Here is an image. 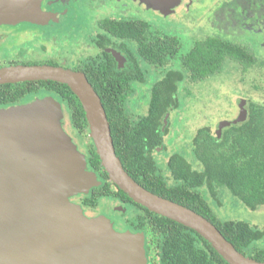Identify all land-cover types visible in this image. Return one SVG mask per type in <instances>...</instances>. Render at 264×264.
Segmentation results:
<instances>
[{
    "label": "water",
    "instance_id": "95a60500",
    "mask_svg": "<svg viewBox=\"0 0 264 264\" xmlns=\"http://www.w3.org/2000/svg\"><path fill=\"white\" fill-rule=\"evenodd\" d=\"M41 1L0 0V23H46L52 14L41 10ZM26 81L69 87L103 171L133 202L195 231L227 264H264L237 251L202 215L145 189L127 173L101 99L83 72L47 64L0 67V85ZM245 104L240 99L238 116L217 124V136L246 119ZM62 116L61 104L50 96L0 109V264H146L143 233L116 231L105 217L88 218L70 201L99 182L65 132Z\"/></svg>",
    "mask_w": 264,
    "mask_h": 264
},
{
    "label": "flooded vegetation",
    "instance_id": "af4514ba",
    "mask_svg": "<svg viewBox=\"0 0 264 264\" xmlns=\"http://www.w3.org/2000/svg\"><path fill=\"white\" fill-rule=\"evenodd\" d=\"M179 6L186 9V15L191 12L198 15V22L199 19L204 20L211 31L206 37H220L230 43L244 45L253 54L256 64L260 58L258 55L264 56V0H42L41 10L52 14L46 23L22 21L17 24H0V67L53 63L56 64L54 66L84 74L97 71L105 77L102 89L113 88L114 83L117 90L132 92L126 101L133 95L135 86L146 84L147 69L153 68L161 77L148 89L150 101L153 85L168 70H182L180 62L179 68H168L172 62L163 68L155 67L138 54V44L133 38L120 33L125 29H132L130 26L136 21L147 23L149 30L153 31L146 13L168 17L165 16L167 12L176 13ZM153 32L162 35L158 30ZM72 53L75 54V59L71 62ZM229 62L241 69L234 61ZM141 73L142 81L127 79ZM185 81L196 84L188 80L183 82ZM49 96L61 104L62 126L78 150L85 155L90 170L89 146L93 142L89 131L86 133L88 138L81 142L69 134L63 120L66 110L53 93L46 89L34 90L13 103L0 105V109L28 104ZM247 105L248 102L245 104L246 110ZM148 106L144 114L132 116L128 113L132 131L128 134L127 142H122V146L130 154L132 174L146 184L152 182L151 177L154 175L170 186L186 187L192 193L201 194L210 206V202L215 199L212 192L205 184L198 185V174L202 166L195 153L197 144L194 143V138L197 132L192 138L188 137L186 142L178 137V133L170 132L169 125L164 127L165 116L174 109L164 115L160 130L152 131L149 121L141 123V126V118L147 114ZM176 144L181 149H176ZM95 175L100 183L87 194L72 196L70 201L78 204L88 218L105 217L116 231L143 233L147 264H167L162 257H168L169 254L158 243L159 237L153 233L148 223L149 217L142 219L146 216L144 207H139L135 202L130 203L118 195L116 198L103 196L95 205L86 203L85 197L89 196L91 190L104 183L108 184L111 193L118 194V187L110 179L103 181L98 173ZM128 211H132L133 216L124 219L123 216ZM117 215L122 219L119 220ZM183 232L190 233L188 230ZM191 235L196 247L200 246L198 236L194 233Z\"/></svg>",
    "mask_w": 264,
    "mask_h": 264
},
{
    "label": "trees",
    "instance_id": "16d2710c",
    "mask_svg": "<svg viewBox=\"0 0 264 264\" xmlns=\"http://www.w3.org/2000/svg\"><path fill=\"white\" fill-rule=\"evenodd\" d=\"M130 27L132 29H125L120 35L130 36L137 42L138 54L145 61L158 68L179 61L182 68L168 70L152 87L147 114L140 122L144 124L145 121H149L152 131L160 130L164 115L178 108L180 82L184 80L191 83L204 82L221 73L227 61L239 64L242 72L248 71L256 64L253 54L244 45L233 44L220 37L209 36L195 40L191 48L181 54L182 43L177 36L160 35L150 31L148 24L143 21H136ZM85 75L101 99L115 153L127 173L145 189L202 215L237 251L264 262V248L252 247L254 242L264 236L263 230L243 221H220L205 198L201 194L192 193L186 187L170 186L154 175L151 177L152 182L146 184L132 174L130 154L128 149L122 146V142H127L128 134L132 131L125 106V101L132 92L117 90L112 82L110 83L113 84V88L102 89L105 77L97 71L86 72ZM131 78L142 81L143 74L127 79ZM38 89L50 91L63 103L74 129L79 133L88 131L85 114L78 98L68 86L58 82L32 81L0 85V105L13 103L28 92ZM196 132L195 153L202 166L198 174V185L205 184L214 198H217L218 189L225 187L252 210L264 205V104L248 101L246 119L224 128L220 136L212 132L209 126H202ZM88 160L90 170L98 173L103 181L109 180L92 143L89 146ZM117 190L118 194L111 193L108 184L104 183L93 188L89 196L85 197V201L95 205L103 196L116 198L118 195L133 203L123 191L118 188ZM143 210L146 216L142 219L149 217L148 223L153 233L159 237L158 243L163 245L164 252L169 254L168 257H162L167 264H227L195 231L145 208ZM191 233L198 236L200 246L196 247L193 243Z\"/></svg>",
    "mask_w": 264,
    "mask_h": 264
},
{
    "label": "rangeland",
    "instance_id": "374dc122",
    "mask_svg": "<svg viewBox=\"0 0 264 264\" xmlns=\"http://www.w3.org/2000/svg\"><path fill=\"white\" fill-rule=\"evenodd\" d=\"M146 15L153 31L158 30L162 35H175L180 39L181 54L188 51L195 40L211 34L204 20L199 19L198 22V15L192 12L186 15V9L182 6H179L176 13L167 12L165 16L168 17L157 16L155 13H146ZM258 57L260 58L257 64L246 72H242L240 67L227 61L221 73L204 82L181 83L178 89L179 106L170 112L167 118L166 125H169V131L178 133V137L187 142L188 137L192 138L202 126H209L212 132H216L220 121L235 119L239 113L240 99L264 104V56L259 54ZM73 59L75 54L72 53L71 62ZM168 68H179V61L172 62ZM160 77L161 74L157 70L147 69L146 84L135 86L133 95L126 101V110L129 114L137 116L145 113L149 102L148 89ZM63 120L69 134L80 142L86 139L87 131L79 133L74 129L67 112ZM175 147L181 149L179 144ZM210 207L220 221H243L264 231V205L252 210L225 187L218 189L217 198L210 202ZM132 216L133 212L128 211L123 218ZM117 218L122 219L120 215H117ZM252 247L264 248V236L254 242Z\"/></svg>",
    "mask_w": 264,
    "mask_h": 264
}]
</instances>
